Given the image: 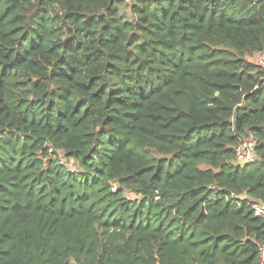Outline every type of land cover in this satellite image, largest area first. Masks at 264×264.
I'll return each mask as SVG.
<instances>
[{"label": "trees", "instance_id": "16d2710c", "mask_svg": "<svg viewBox=\"0 0 264 264\" xmlns=\"http://www.w3.org/2000/svg\"><path fill=\"white\" fill-rule=\"evenodd\" d=\"M127 1L0 0V264H260L264 0Z\"/></svg>", "mask_w": 264, "mask_h": 264}, {"label": "built area", "instance_id": "2783aa9c", "mask_svg": "<svg viewBox=\"0 0 264 264\" xmlns=\"http://www.w3.org/2000/svg\"><path fill=\"white\" fill-rule=\"evenodd\" d=\"M257 55L256 60L258 61V66L262 72L261 86L264 87V51H259L255 53ZM258 144V139L256 137H248L235 144V151L238 161H248V162H259L258 157L255 155V148ZM252 208L255 214L264 219V201H254L252 202ZM260 253V264H264V242L259 244Z\"/></svg>", "mask_w": 264, "mask_h": 264}, {"label": "rangeland", "instance_id": "374dc122", "mask_svg": "<svg viewBox=\"0 0 264 264\" xmlns=\"http://www.w3.org/2000/svg\"><path fill=\"white\" fill-rule=\"evenodd\" d=\"M131 0H128L127 1V3L128 2H130ZM123 10H124V12H130V9H129V7H128V5H125V7H123ZM256 57H257V55L255 54V53H252V54H249L248 55V58L252 61V62H254L256 65H258V61L256 60ZM71 165H69V167L72 169V170H74L76 167H75V164L74 163H70ZM129 196H131V197H135V195L134 194H132V193H129Z\"/></svg>", "mask_w": 264, "mask_h": 264}]
</instances>
